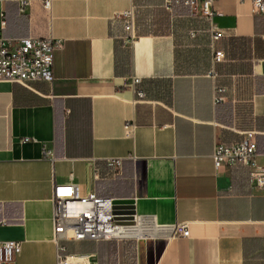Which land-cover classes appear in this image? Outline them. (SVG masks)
Listing matches in <instances>:
<instances>
[{"label":"crops","instance_id":"1","mask_svg":"<svg viewBox=\"0 0 264 264\" xmlns=\"http://www.w3.org/2000/svg\"><path fill=\"white\" fill-rule=\"evenodd\" d=\"M167 4L56 0L47 12L42 0H0V37L61 42L52 81H0V242L21 245L0 264H57L52 200L65 184L131 203L147 233L63 241L68 254L93 264H264V189L248 167L216 171L212 160L217 143L251 131L264 166V16L253 0H215L225 54L215 64L210 20ZM128 10L133 44L115 17ZM215 87L226 89L224 103H214ZM179 224L188 237L173 234Z\"/></svg>","mask_w":264,"mask_h":264},{"label":"built area","instance_id":"2","mask_svg":"<svg viewBox=\"0 0 264 264\" xmlns=\"http://www.w3.org/2000/svg\"><path fill=\"white\" fill-rule=\"evenodd\" d=\"M56 0H42L44 10L51 12ZM215 0H168L167 8L171 9L174 3L190 7L194 14H202L211 22L213 40V60L215 64L224 61L225 54L218 50L215 44L223 37V32L213 23L215 16L212 6ZM254 12L264 16V0H253ZM26 2L22 3V9ZM118 19L125 22V29L130 33L127 43H135L133 10L116 14ZM2 24H5L3 21ZM61 45L59 40L53 38L29 37L22 39H6L0 37V81H9L26 84L34 81H47L53 79L54 52ZM215 78L217 73L212 71ZM132 84L141 82L140 78H133ZM225 88L215 87L214 103L221 104L226 101ZM137 100L145 98L141 90L136 91ZM136 125L127 122L124 132L127 138H133ZM255 132H246L241 142L231 145L217 143L212 160L216 171L227 166L242 165L250 169V182L252 186L264 189V166L258 165L257 144ZM29 141V139H25ZM44 157L53 158V153L47 148L43 149ZM112 160L110 165L119 163ZM53 236L57 244V264H93L94 256L90 254H68L63 241H110L128 240L132 237L123 234V229L129 224L140 225L132 204L127 201L98 198L94 193L82 197L74 184L55 185L53 195ZM134 219V220H133ZM173 234L180 237L190 235L186 224H179L173 228ZM19 242H0V261L11 263L19 253Z\"/></svg>","mask_w":264,"mask_h":264},{"label":"bare ground","instance_id":"3","mask_svg":"<svg viewBox=\"0 0 264 264\" xmlns=\"http://www.w3.org/2000/svg\"><path fill=\"white\" fill-rule=\"evenodd\" d=\"M134 220V219H133ZM141 225H134V223L129 224L127 228L123 229V234L129 237H136L143 236V230L139 228ZM146 233V232H144ZM147 234V233H146Z\"/></svg>","mask_w":264,"mask_h":264}]
</instances>
